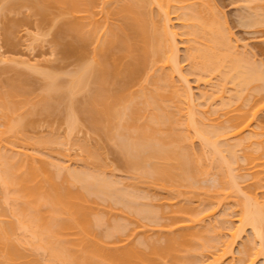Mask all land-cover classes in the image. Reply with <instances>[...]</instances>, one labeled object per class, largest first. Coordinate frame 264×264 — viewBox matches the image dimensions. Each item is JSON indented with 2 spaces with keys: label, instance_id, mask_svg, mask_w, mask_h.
<instances>
[{
  "label": "bare ground",
  "instance_id": "bare-ground-1",
  "mask_svg": "<svg viewBox=\"0 0 264 264\" xmlns=\"http://www.w3.org/2000/svg\"><path fill=\"white\" fill-rule=\"evenodd\" d=\"M31 1L32 0H6V3L4 4L7 8L4 7L5 5L2 8H6L5 10L7 13V11H10L9 9H11V11L12 9L15 11V8H21V6H31L29 4L30 2L32 5L36 4L35 6H37L38 8L35 7V9H39V12H41V14H49L52 7H54V9H56L55 7H58L61 10V16H63V14H69L73 16L71 20H68L71 18V16L68 19H62L64 21V25L62 23L63 26L61 25L62 28L60 29L63 35L65 34L66 37L70 35L69 37H71V39L73 38L71 40L72 42L66 41L67 43L65 44L62 40H65L66 38L64 36L65 39H63L62 35L59 34L60 32L58 33L60 36L57 35V39L55 40V42L58 41L59 45H56L61 48L64 44L66 45L65 49L62 48L64 50H62L63 54L65 53L66 56H64L65 58L63 59L67 60L70 58H77L76 63H79L75 71L73 70V72H69L71 78H69L70 80L68 83H66V85L59 82L60 80L57 79L58 77L55 70H53L55 74L52 71L50 73L46 71L48 73L47 74L45 72L46 75L44 73L45 78L48 80L46 81V85H44L46 87V89L44 88L46 94L39 99L40 104L37 107V110L35 109L36 107H34L36 103H34L33 105V99H30L31 97L29 92L31 90L28 88L30 90L28 92L27 88H25L26 81L23 76L27 74L23 75L20 73L18 75V77L22 75L19 78L23 79V83L25 84V86L22 82H19V78H16L18 80L17 83L15 82L16 79L14 78L15 80L13 79V82H11V80L9 81L11 83L7 81V87L8 85H10L7 90H4L3 92L4 88H0V116L2 117V120L0 121L3 122L0 123V125L3 126L0 129V145L2 143H6L3 145L6 146L8 144L10 146L9 141L11 143H18L19 141L23 143V138H25L26 136L24 134L21 135L20 133H22V129H25L27 127L26 126L24 128L23 125L28 124L24 123L23 120H27V118L23 117V115H31L34 110H36L35 112H38V108L39 110L41 109V104H43V110L39 112L49 113L50 111L54 110V107H56L54 105L52 107L53 102L51 104L50 100L52 101L53 98H55L54 100H57V98L59 97L58 101L63 104L68 97L69 99L71 98L70 100H72L74 96L72 101L69 102L68 100H66L68 102H66L67 106H65L66 108H68V112H66L68 115L67 122L70 127L69 132H75V130L80 127V123L86 120V124L89 123V127H92L93 132L95 129V132L99 133V131H101L99 134H104L101 137H103L105 140L108 138L112 142L114 141L113 143L117 142L115 141L117 139L121 140L119 141L120 146L118 147H121L120 149L122 151L120 149L118 150H120V152H122V154L124 155H122V158L123 160H125V165L129 168V172L133 170V172H136L137 174H134L133 172L131 173L135 176L138 175L139 177L137 178V176L134 177L133 175L134 179L133 177L131 178L132 183L138 180L142 183L145 182L147 186L148 184L151 185L153 187L152 189L155 190H175L173 191V193L179 192L178 196L180 195V199H182L181 197L183 193L181 192V189L184 188V193L185 191H192V189L194 188V184H197L196 181L199 182L201 180L200 178H203L201 176H205V174L207 173L208 163L209 170L215 169L214 167L209 168V166H213L216 164L215 167H217L218 170H216L214 178L219 174L218 176H220V180L218 181L219 177L218 179H215L217 180V182H220V185L216 182V185L219 186L217 188L219 189H217V195H215L216 189L213 191L214 195L212 196V199L216 196L214 200H217L216 203L218 202V204H221L223 203V200L225 201L227 198L233 199L235 196V202L238 201V204L237 202H232L239 205V207L241 206V214L239 215L241 216L239 217V221L242 224L241 226H251V228L253 229L252 231H254V234L252 235H255V242L257 241V247L255 245L256 248H251L252 245H249V249V246H246V249L244 247L243 253H247L250 250L247 255L249 254V259L252 258L251 264H253L252 261L254 258L252 255L255 256V260L256 257H264V195L263 198L259 199L257 195L258 193H256L257 190H262L264 187V145H262L264 144V139H261V137H264V121L260 120L261 118L259 119V114L264 108V94L260 95L261 92L263 93L264 91V66L261 65L260 61L257 62V60H253L252 57H250L251 55L249 56L247 54H244L245 52L241 53L242 51L240 52V54L236 52L237 48L234 47L235 45H233V42H231L230 40V37L232 36H230V29L226 27L219 9H217V7L215 8L210 0H38V2L36 3L34 2V0L32 2ZM249 2H247V4L244 3V5H248L247 8L249 10L251 9V6L249 5L252 2L253 4L255 2L259 3V6L257 5L259 7H257L259 11H257V9L254 7L255 10L254 8H252L254 12H251V15H248L246 13L248 15L247 19L249 20V22H246L245 25L248 23L247 25H249L250 27L254 26L253 28H256L257 26L264 27V0H249ZM154 8L155 10H157V12H154ZM36 11L38 12V10ZM172 11H174L173 13L177 14L182 22L181 25L183 26V34L185 35L186 42L188 43V48H186L188 49V52L186 53L187 56H185L191 62V64L189 63L190 67L192 65L191 74L193 75V72H196L199 76H197L198 78L196 77L198 80H204L206 78L208 79L209 77L207 76H210L211 74H213L214 76L218 74L219 78L221 77V81H219L221 82L220 84L222 85V89L220 88L221 85L218 84L220 85L219 88L221 89V93H225V83L228 84V82H231L235 86H233L235 88V91H233L235 92V94L233 93L234 95H229L231 94L229 93L228 101H223L224 94L222 95L220 93L219 95L218 91L217 94L213 91V94L211 93L210 95L213 96L215 94V96L219 95L217 97L218 99L222 98L221 101L223 102V106L220 105V107H222V109H224L226 113H224V111L222 110L223 112H221L223 114L221 115H224V117L227 116V119L224 118V120L228 124L226 126L224 125L225 122L224 124L222 123L223 117L220 114L219 115L222 118H217L218 114H216L217 120H214V117L212 116V118H209L210 114L206 111V109L205 111L203 110L205 107L203 109H201L202 107H199V109L203 111L202 114L199 113L201 111L196 109L198 107L195 106L197 102L194 103V99H191L190 97L192 96V92L188 91L189 87H187V78V83L184 84L185 86L183 85L184 81L182 82L180 79V81L182 82V86L184 87L181 88L183 89L182 92L180 90V87L178 88L177 85H175V82V84L173 85V77H175V75L177 76L176 72L181 75L180 77L183 80H185V77L182 75L183 72L181 73V67H178V52H180V49L178 50L179 46H177V44L179 45V43L176 40V37H178L176 35H178V33H176L177 31L172 30V26H169V21H171L169 20V15ZM99 16L102 18H100ZM116 18L120 20V23H118V20ZM113 21L117 22L114 23ZM243 21L245 22V19ZM260 29L264 30L263 28ZM61 43L63 44L61 45ZM90 45H92V47H90ZM90 49H92L91 59L87 56V54L90 53ZM32 63L34 64V62ZM59 71L60 70L57 69V73ZM196 73L194 75H196ZM66 74H68L67 71ZM70 75L68 77H70ZM119 76L122 77H120L121 80ZM25 77L27 79L29 76ZM30 78L32 79V77ZM257 82L261 84H257ZM254 83H256L257 88L255 86L252 88H255L257 91H250L251 93L256 94H254V98L250 97L252 99L251 100L248 97L249 95L247 90H252L249 88ZM234 88L232 90H234ZM55 90H59L60 93H62L63 97H61L60 94H58L59 96L57 95V97L56 94H50V92H56ZM82 91L86 93V96H84L86 97V99H82L83 101L77 100L76 103H73L75 102L74 100L76 97V93L78 94ZM83 92L82 95L84 94ZM245 93L247 97L244 96ZM42 94H44V92ZM205 96L206 94L203 96V99H208L209 95L208 97ZM215 96H213V98ZM227 96H225V98ZM64 98L65 100L63 101L62 99ZM217 98L215 97V99ZM30 100V104L34 107V110L32 108L31 112L30 109H28L29 111L23 109L27 104L28 106H26V108L31 106L29 104ZM209 103L210 101H208V104ZM233 103H238V105L236 106L234 104L235 107L233 106V108L231 109ZM226 107H230V110H228L229 108ZM217 108H215V110ZM22 109L24 111H27L25 112L26 114H23L24 111ZM47 110H49V112ZM28 112H30L31 114ZM181 112L184 113V116H179V113ZM205 112L208 113L209 117H204L203 113ZM18 115L20 117L16 119L15 117H18ZM199 115H201V117L208 118H203L204 121L207 122L202 121L203 119L199 121ZM21 117L23 118V120H21ZM82 117H84V121H82ZM196 117H198V119ZM209 119L217 121L218 123H214L212 121H209V123ZM20 121L23 122V124ZM219 121H221L222 124L219 123ZM254 122H256V124L254 125H259L257 126V128L260 132L254 131L255 128H253L254 130L250 131L255 133L256 135L251 134V137H257V134L262 135H260L261 137L258 135V137H260V140L258 139V144L260 148L262 145L263 152L259 150V147H257L258 149H255L258 150L257 152L261 153L255 152V149H252V151H250L251 153L249 152V150H245L244 153H249H246L244 157V154L241 155V153H239L241 152V150H237H239L238 147H240V149L242 150L246 149V146H243L245 145V143L243 144V140L245 141L246 139H250V136L244 139L245 137H243V132H245V130H249ZM208 124L210 125L209 127H207ZM259 127L261 128V130L259 129ZM12 132L17 134H15V136L17 137H15L16 140L19 138H22V140L19 139L17 140V142H15L16 140L13 137H7L8 139H10L7 140L5 136H7V133H10L9 136H13ZM241 134L243 139L241 137ZM20 135L21 137H19ZM56 135L58 136V134ZM69 135L71 134L69 133ZM72 135L75 137L74 134ZM229 135H234V137L236 136V138L238 136V138H241L242 141L240 139L236 141L237 143L229 145L227 141L223 140L224 136L229 137ZM69 138L72 139L70 142H73L74 139V141L77 140L76 137ZM69 138L67 139L68 141L65 139L63 140V142L65 141L66 143H68ZM13 139L14 141H11ZM42 139L43 138H41L40 141L37 142L38 145H45L44 143H46L47 139L43 140L45 141L43 144ZM51 139L53 141L55 139L53 144L59 142L60 140V138L58 140V138L56 139V137L54 136ZM108 139L106 140L107 142ZM197 139H199L198 141H202H200L202 145L199 144L201 148L203 147V149L200 150L202 154L197 150L198 154L200 153L201 155H196L197 152L195 149H193L195 146L193 143H195L194 141H196ZM24 142H26L27 144L28 140L26 139V141L24 140ZM39 142L41 144H39ZM48 142L50 141H47V143ZM51 142L46 144L45 147L51 145ZM77 142L76 144L78 145L79 142ZM83 142L79 144L82 145ZM73 143L75 144V142ZM12 144L11 147H14L15 144ZM85 144L89 148L90 145H88L87 143ZM84 145H82L83 148L86 147V145ZM5 146L0 148V182L2 181L1 184H3V187L0 188V192L5 189L3 193L6 194L3 196H5L6 199L2 197L3 193L0 195V197H2V199L4 198L3 203L5 202V200H9L10 202H5L8 206L5 207V209L4 206L6 205H4L3 203L1 204L2 200H0V204L3 205L2 207L0 206V208H2V211L0 209V264H44L43 260L45 257L48 258V263L45 264H188V261H192L189 264L204 263H198L197 261L193 262L195 260H191L189 256L193 255L195 257H198L196 254H194V252L197 253V250H199L198 247H200V250H204L207 245L202 247L201 244L204 241H207L206 244L208 243L210 245V242L212 241H209L211 239L210 237H206L209 240L203 239L204 241L201 242V234L193 228H195V224H197V222L203 218L202 215L204 213H207L210 209L212 212V208L214 209L215 207L213 205H218L215 202H213V204L210 203L211 201H209L211 206L209 204L207 206L208 208H205L204 211H200L198 209L197 211H195V209L198 207L196 206V208L194 209V205L192 206L191 204V197V203H187V201H189L187 200L186 203L184 202V204L183 200L180 201L177 195L172 196V191H167L171 194H169L170 196L168 195L167 197L172 198H169L168 200L167 197H164L167 198L166 202L172 203L175 200V204L172 203L170 209L172 211H170V213H163L167 215L170 221H167L168 223L163 222L164 224H159L158 220L160 221V219H158V216L162 215V211L159 213L161 215L157 216L158 213L154 209L145 210V208H139V205H141L142 203H146L143 201L141 203V200H139L140 198L138 200L141 204H138V206L136 204L138 201L136 196L140 194L138 192H135V189H137V185H139L138 181L137 185H135L136 183L134 184L136 186V188H134L135 191H132L133 189H131V187L133 186L130 184V191H132L133 194L135 192V195H129L132 194V192L129 191V188L128 190H125L121 187L122 189H124V192H130L129 194H126V192L123 193L121 188H118L120 186L117 187L118 190H115L116 182L113 181L114 185H109V182H112L113 179L110 180L108 179V177L106 178L105 175L99 177V174L96 173L97 178L95 179L96 175L94 173L95 176H93L96 181L93 182V176L91 175L93 174V172L84 174L90 171L89 167L88 170L86 168L87 172L83 171L84 173H80L78 171V173H73L74 171H71V173L73 174L68 172L69 174H71L69 178H67L66 176V179H64V177L63 180H59V174L63 173L61 171L63 169L61 165H65V163L63 164L62 162H59L60 164H62H55L57 167V171H59V174L57 173V177V174H55L54 171H51L53 169L52 166L54 165V162H49V164H53L50 165V168H52L50 170V168L48 167V163H46V161L48 160H45L43 158L45 153L43 154V157H41V154V156L38 157L39 159L37 161L35 156L39 155L35 154L34 156L32 153H29L28 155V152L23 149L27 155H20L19 153L23 151L20 150L21 152H14L15 156H12L13 153H11V150L9 149H14L9 148L8 146L6 147V149ZM241 146L244 147V149ZM43 147L44 146H42L41 148ZM4 148L6 149V152H8L7 155L3 154L5 151ZM50 148L49 150H51ZM88 148L86 147L84 148V150L86 149L87 151L89 150ZM204 148L208 149L209 151H207L206 149L204 150ZM2 149L4 151H2ZM93 150L94 149H92V151H88H91L90 154L86 152L87 156L91 155L92 157L93 155L97 154L96 150H94L95 152ZM43 151L44 149L41 152ZM92 152L94 154H92ZM15 153H17L18 156ZM31 154L34 157L31 156ZM239 154L241 155V157H244L243 159L246 162L243 160V162L239 160L242 158L238 159V157H240ZM47 155L49 154L47 153ZM100 156L101 155H99L98 152L97 159ZM208 156L209 159L210 157L213 158L212 160L210 159L211 161H213L211 162V165L208 161L209 159H207ZM86 157L84 156V158ZM41 158L44 160H42ZM51 158L53 157L51 156ZM92 160L91 162H93ZM205 160L207 161V164ZM238 160L240 161L239 163ZM94 161H96V164L98 163L97 160ZM244 162L245 164H247V166H241V169H243L247 174V176L246 174L244 176L246 177L245 179L247 180L251 176L252 177L251 181L249 180L250 184L248 182L246 183V185L249 184L248 189L246 187V190H244L245 188L242 187L245 191L243 193V190H241L242 188H240V185L243 182L239 184V181L243 180L244 177L239 180L238 174L240 175L241 172L238 173L239 170L237 171V169L235 170V168L238 167L236 163H238L240 166ZM93 167L94 166H92L91 168ZM96 167L98 168V166H95V168L91 170L95 171ZM99 167L101 168L103 167V165ZM243 167H246V170ZM99 171L100 170H98V172ZM102 171L103 170H101V172ZM212 171L209 172V174L212 173ZM234 171H237V173ZM75 172H77V169ZM214 172L215 171H213V173ZM234 173H236V175ZM100 175L103 174L100 173ZM235 176L238 177V183L235 181ZM104 179H106V181ZM99 180H101V182ZM211 180V182H213L212 177ZM109 186L112 187L111 190L113 189L114 193L116 191V195L118 198L117 200L121 202L118 203L123 204V206L131 212V214L125 212V210L127 209L124 210V208H120L121 210L115 209L116 211L120 210L119 212H117L118 214H120L122 210V213H126V215L128 214L129 217H131L130 215H132L133 213H138V216H140L141 214V218L143 214L144 219L147 218L150 220H148L149 223H152L154 221L152 225H156V223H158L156 227H158L159 225V229L157 228V230H159L160 232H157V235L159 237L155 235V238H158L157 240H154V238L153 240L152 238L147 239L148 237L152 236V234L154 235L156 233L153 232L151 235L148 234V237L146 235L147 238H145V236L143 235L146 241L143 242V238H140L138 239L139 241H137V243L134 242L136 241L134 237H136L137 235L133 236V240V238H131L133 235L132 232H127L128 234L125 233L130 225L128 224L129 226L127 227V222L122 224L126 219L127 221H129V218L125 219L124 216L123 222L119 224V222H117L118 219L116 218L117 225L108 228H113L112 231H106V233L100 232L99 228H102L101 226H103L104 228V223H106V220H104L102 216H98L99 214H97L96 210L97 208H99L97 207V205L99 204H97V201L95 199V201L91 199V195H94V193H96L97 196H99L100 194L103 195V197L105 196V198H112L111 194L113 195L114 193L112 192L113 190H109ZM149 187L150 186H148V188ZM187 188H189L190 190H186ZM141 189L142 191H144L143 187ZM147 190L145 189V191ZM117 192L122 195H120L119 197ZM147 192L149 193L150 190H148ZM164 192L166 193L165 190ZM164 192H160V195ZM188 192H186L187 195ZM238 192H242V197L240 194H238L239 196L237 195ZM186 193L184 194L185 196ZM196 193L197 192L195 191L194 193H189V196H191L190 194H193V197H195ZM155 194L157 195V193ZM167 194L164 195L166 196ZM141 195L146 198L145 194L141 193ZM150 195L154 197L151 192ZM185 196L183 197V199L185 198L184 201L189 197ZM115 197L116 196H113V198L110 199V201L112 200L111 203H114L116 201ZM122 197L125 198V200ZM158 197L160 196L158 195ZM98 198L103 199L102 197ZM209 198H211V196H209ZM177 199H179L178 201L182 202V204L184 205L176 203L178 202ZM160 201L166 204L165 200ZM161 202L159 203L162 205ZM10 203H12V212H10L11 209L10 211L8 209L9 206L11 207V205H8ZM116 203L117 202H115V204ZM108 204L111 208L107 206ZM169 204L170 203H168V205L166 206L169 207ZM186 204L191 206H188ZM95 205L97 208L95 207ZM102 205H105V203H101V205L99 206ZM107 205L106 208L108 207L109 210L119 208L116 205V207L110 206V203H107ZM175 205L177 208L173 207ZM152 207L153 206H151V208ZM106 208H104L103 206V208L100 209H104L106 211ZM6 210L8 211V213L16 215V217H14L16 221L15 219L14 221L13 219H11L13 216L9 215ZM115 210L114 212L116 213ZM110 212L106 213H109V217L111 216ZM199 212L203 213L200 214ZM134 214L132 216H134ZM103 215L106 217L105 214ZM6 216H8V218ZM2 217H5L4 219L6 220L9 219V221H6L4 219L1 220ZM165 217V215H162V217L160 218L165 219ZM112 218L113 217L109 219L112 220ZM119 219L121 220L120 216ZM139 220H136V226L134 224L136 221L134 220L133 225L135 227H137ZM108 222L113 224V222L111 221ZM142 225H144V223ZM240 228L245 229L242 227H238V229H236L239 232L237 230L234 233L230 232L233 240H235L236 237H238V234H240ZM133 229L131 228L130 231H133V233L135 234V231L138 229ZM103 230L105 231V229ZM19 231L22 233H20ZM18 232L20 234H18ZM140 234H142V232H140ZM140 234H138V236ZM198 240L201 244H197L199 242ZM233 240L229 241L228 243L224 242L225 248L229 247V249H223V253L226 254L230 252V245L233 243ZM22 243L24 244V246L25 244L26 246L28 244V247L31 244L32 246L34 245L33 249H35L36 252L37 250L41 251V249H43L45 250L43 251L44 255L48 253L46 254L48 256H44L42 261H40L41 259L39 255L36 254L35 256V252L32 251L33 249H31L32 247L30 246V250L27 249L28 251H26V246L25 248H21V246L23 245ZM20 244L22 245L20 246ZM211 246H213V244ZM247 248L249 250H247ZM26 253L30 255H27ZM195 259L198 260V258ZM201 261L199 260V262ZM216 261H218V259H216Z\"/></svg>",
  "mask_w": 264,
  "mask_h": 264
},
{
  "label": "rangeland",
  "instance_id": "rangeland-1",
  "mask_svg": "<svg viewBox=\"0 0 264 264\" xmlns=\"http://www.w3.org/2000/svg\"><path fill=\"white\" fill-rule=\"evenodd\" d=\"M33 1V0H32ZM31 1V2H32ZM34 2L36 3V2H38V0H34ZM33 2V3H34ZM210 2L212 3V5L216 8L217 7V9H219V11H220V13L222 14L221 15V17H222V19H224V23H225V25H226V27H228L229 29H230V32H231V34H230V32H229V34H230V40H231V42H233L232 44L233 45H235L234 47L235 48H237V53L238 54H240V52L241 53H243V52H245L244 54H247V55H251L250 57H252V59L254 60H257V62L258 61H260L261 62V65H263L264 66V30H262V29H260V28H263L264 29V27L263 26H257L256 28H253L252 26L250 27L249 25H245V23L246 22H249V20L247 19V16L248 15H251V12H254L253 11V9L252 8H256L257 9V7L259 6V3H255L254 2V4H253V2L249 5V6H251L250 8V10L247 8L248 7V5H246L247 4V2H249V0L247 1H245V0H210ZM4 3H6V0L4 1V0H0V83L2 82L3 83V86H2V83L0 84V88L1 89H3V92H4V90H7V88L8 87H10V85H8V87H7V84H8V82L11 80V82H13V79L15 78H19L20 76H22V75H20L19 77H18V75L21 73V74H27V75H25V76H29L27 79H26V77L25 76H23L24 77V79H25V83H26V87L25 88H27V90H28V92L30 93V99L32 100V104L34 105V103H36V105H34V107H36L35 109L37 110V107L39 106V99L40 98H42L45 94H46V92H45V90H44V88L46 89V87L44 86V85H46V81H48L46 78H45V76H44V73L47 71L48 73H50L51 71L52 72H54L53 70H55L56 71V74H57V79H59L60 81V83H62V84H64V85H66V83H68L69 82V78H71V75L69 74V72H73V70L75 71L76 70V68H77V65H78V63H76L77 61H76V59L77 58H70V59H67V60H65V59H63V58H65L66 56H65V53L63 54V49L62 48H66V43L67 42H70L72 39H71V37H69L70 35L69 34H67V35H69L68 37H66L65 36V34L63 35V33H61V28H62V26L64 25V19H68V18H70V16L71 15H66V14H63V16H61V10L58 8V7H55L56 9H54V7H52V9H50V13L49 14H47V13H45V14H41V12H39V9H35V7H37V6H35V5H32L30 2H29V4L31 5V6H28L26 3V5L27 6H21V8H15V11L12 9V11H11V9H9L10 11H7V13H6V5L4 4ZM244 3H246L245 5H244ZM250 3V2H249ZM25 4H23V5H25ZM38 4V3H37ZM253 4V5H252ZM255 4H256V6H255ZM5 5V6H4ZM258 5V6H257ZM6 7V8H2V7ZM38 8V7H37ZM255 8H254V10H255ZM259 8V7H258ZM158 9V8H157ZM4 10V11H3ZM36 10H38V12L36 11ZM60 10V11H59ZM49 11V10H48ZM257 11H259V9H257ZM154 12H157V10H155V8H154ZM174 11H172L171 13H170V19L169 20H171V21H169L170 22V24H169V26H172L173 28H172V30H174V31H177L176 33H178V35H176V36H178V37H176V40H177V42L179 43V45L177 44V46H179L178 47V50L180 49V52H178V56L180 57H178V59L180 60H178V62L180 63H178V67L181 69V73H182V75L185 77V80H183L180 76L181 75H179V73L178 72H176V74H177V76L175 75V77H173V85L175 84V85H177V87L179 88L180 87V90H181V92H182V90L183 89H181V88H184L183 86H182V82L184 81V83H183V85L184 84H186L187 83V80H188V86L187 87H189V90L188 91H191L192 92V96H193V98H192V96H190L191 97V99H194V103H196V107H198V108H196L195 106V108L196 109H198V110H200L201 111V109H203L204 107V111H205V109H206V111L210 114V117H209V115H208V113H203V115H204V117H209V118H212V117H214V120L216 119V114H218V116H217V118H219V117H223V124H224V122H225V126L226 125H228L227 124V122L224 120V118L225 119H227L226 117H224V115H221V114H223L222 112L224 111V109H222V107H220V105L221 106H223L222 105V101H221V99H218L217 97L220 95V91H221V87H222V85L220 84L221 82V77L219 78V75L218 74H216V76H214L213 74H211L210 76H207V77H209L208 79L206 78V77H203V78H206L207 79V81H206V79H204V80H198L197 78L199 77L198 75H197V73H196V75H194L195 73L193 72V75L191 74V69H192V65H191V67H190V65H189V63L191 64V62L189 61V59L188 58H186V56H187V52H188V49H186V48H188V43L186 42V37H185V35L183 34V26L181 25V19L177 16V14L176 13H173ZM248 12H250V13H248ZM4 13H6V14H4ZM37 13H38V15H37ZM248 15H247V14ZM36 14V15H35ZM155 14H157V13H155ZM6 15V16H5ZM99 15V14H98ZM97 15V16H98ZM101 15V14H100ZM72 17L73 16H71V18L70 19H68V20H71L72 19ZM100 17V16H99ZM243 17H244V19H245V22L243 21L244 19H243ZM246 17V18H245ZM6 18V19H5ZM98 18V17H97ZM100 18H102V17H100ZM63 19V20H62ZM117 20H118V18H116ZM67 20V21H68ZM102 20V19H101ZM247 20V21H246ZM120 20H118V23H120L119 22ZM114 22V21H113ZM117 22V21H116ZM116 22H114V23H116ZM15 23V24H14ZM62 23H63V25H62ZM227 23V24H226ZM250 24V23H249ZM62 25V26H61ZM228 25V26H227ZM249 26V27H248ZM8 27V28H7ZM15 27V28H14ZM227 28V29H228ZM257 28H259V29H257ZM170 29H171V27H170ZM228 29V30H229ZM8 31V32H7ZM60 32V33H59ZM180 32V33H179ZM61 34L62 35V38L63 39H65V40H62V41H64V45H63V47L61 48V47H59V46H57V45H59L58 44V41H56L55 42V40L57 39V35H59V34ZM45 34V35H44ZM182 34V35H181ZM60 36V35H59ZM64 36H65V38H64ZM72 36V35H71ZM184 37V38H183ZM62 38H60V39H62ZM184 40V41H183ZM11 41V42H10ZM61 41V42H62ZM67 41V42H66ZM10 42V43H9ZM72 42V41H71ZM57 44V45H56ZM63 43H61V45H62ZM60 45V46H61ZM65 46V47H64ZM187 46V47H186ZM237 46V47H236ZM90 47H92V45H90ZM93 49V48H92ZM92 49H90L89 50V52L90 53H86L87 54V56L91 59V57H92ZM239 49V50H238ZM63 50V51H62ZM235 50V49H234ZM186 55V56H185ZM242 55V54H241ZM65 56V57H64ZM71 57V56H70ZM20 59V60H19ZM32 60V61H31ZM29 61V62H28ZM32 62H34V64H36V65H34ZM180 65V66H179ZM30 66V67H29ZM41 67V68H39V67ZM59 67V68H58ZM56 68V69H55ZM57 69L58 70H60L58 73H59V75H61V76H59L58 75V73H57ZM35 70V71H34ZM19 71V72H18ZM42 71V72H41ZM61 71H62V73H61ZM66 71H67V73L68 74H66ZM46 72V73H47ZM46 73H45V75H46ZM47 73V74H48ZM53 74V73H52ZM54 74H55V72H54ZM186 74V75H185ZM188 74V75H187ZM190 74V75H189ZM43 75V76H42ZM70 75V77H68ZM213 75V76H212ZM198 76V77H197ZM204 76H206V75H204ZM30 77H32V79L30 78ZM121 76H119V78H120ZM197 77V78H196ZM122 78V77H121ZM121 78H120V80H121ZM175 78H176V80H175ZM186 78H187V80H186ZM202 78V79H203ZM9 79V80H8ZM14 79V80H15ZM15 80V82L17 83L18 82V80ZM20 79V83L22 82L23 83V79H21V78H19ZM30 79V80H29ZM180 79H181V81H180ZM27 80H28V83H27ZM62 80H63V82H62ZM117 80H119V79H117ZM175 80V81H174ZM220 80V81H219ZM8 81V82H7ZM31 81V82H30ZM45 81V82H44ZM186 81V82H185ZM11 82H9V83H11ZM14 82V83H15ZM65 82V83H64ZM175 82V83H174ZM30 83V84H29ZM19 84V83H18ZM218 84H220V85H218ZM227 83H225L224 85L226 86H224L225 88V93H221L222 95L224 94V96H223V101H228V98H229V95H234L235 94V92H233V91H235V86H234V84H232L231 82H228V84L226 85ZM257 84H261V83H258L257 82ZM21 85V84H20ZM23 85L25 86V84L23 83ZM179 85V86H178ZM232 85V86H231ZM182 86V87H181ZM185 86V85H184ZM218 86V87H217ZM219 86H220V88H219ZM231 86V87H230ZM234 86V87H233ZM256 87V83H254L253 85H251V87L249 88V89H252V90H254V91H252V90H247V92H248V97L250 98V97H253L254 96V94L255 93H251V92H256L257 90L255 89V88H252V87ZM186 87V88H187ZM217 87V88H216ZM30 90H29V89ZM231 88V89H230ZM234 88V90H232ZM257 88V87H256ZM218 89H220V90H218ZM223 89V90H224ZM44 90V91H43ZM2 91V90H1ZM44 92V94H42L43 92ZM54 91V90H53ZM56 92H50V94H56V97H57V95L58 94H60V96L61 97H63L62 96V93H60V91L59 90H55ZM57 91H59V92H57ZM213 91L217 94L218 92H219V95L218 96H215V94L213 95V96H215L217 99H215V97L213 98V96H210L211 95V93L213 94ZM218 91V92H217ZM227 91V92H226ZM251 91V92H250ZM80 92V91H79ZM83 92V91H82ZM82 92L81 93H76V97H75V102H73V103H76L77 102V100H79V101H81L82 99L84 100V99H86V97H84V96H86L85 94V92H83L84 94L82 95ZM246 92V91H245ZM250 92V93H249ZM188 93H190V92H188ZM229 93H231V94H229ZM234 93V94H233ZM206 94V96L205 97H208V95H209V97H208V99L206 98V100L205 99H203V96ZM229 94V95H228ZM252 96H251V95ZM264 94V91H263V93L261 92V94L260 95H263ZM32 95V96H31ZM34 95V96H33ZM42 95V96H41ZM228 95V96H227ZM256 95V94H255ZM28 96H29V94H28ZM27 96V97H28ZM51 96V95H50ZM59 96V95H58ZM78 96V97H77ZM225 96H227L226 98H225ZM244 96L245 97H247L246 96V93L244 94ZM210 97H211V99H210ZM244 97V98H245ZM67 98V97H66ZM73 98H74V96H73ZM73 98H72V100H73ZM220 98V97H219ZM254 98V97H253ZM52 99V98H51ZM55 98H53L52 99V101L50 100V103L52 104V102H53V104H52V107H53V105L54 106H56V107H54V110H52V111H50L49 112V110H51V109H49V110H47L49 113H40L39 111H41V110H43V108H42V105L43 104H41V109L39 110V108H38V112H35L36 110H34V107L30 104L31 103V100L29 101V104L31 105L30 107H27L26 108V106H28V104L25 106V108H23V109H26L27 111H29L28 109H30V112H31V109L33 108V112H35V113H33L32 112V114L30 113V112H28V113H30L31 115H23V117H25V118H27V120L25 119V120H23V118L21 119V120H23L24 121V123L25 124H27V125H23V127L25 128L26 126V130L25 129H22V133H20L21 135L22 134H24L26 137L25 138H23V143H25V144H23L22 142H18V143H11L10 141H9V143H10V146L7 144L6 146L5 145H3V144H6V143H2L1 145H3V146H5V148L8 146L9 148H13L14 150H12V149H9V150H11V153H13L12 154V156H15L14 155V152H17V153H19V152H21L23 149L26 151V152H28L27 154L29 155V153H32L34 156H35V154L36 155H39V156H35L36 157V160L38 161V157H40L41 156V154H42V156L41 157H43V154L45 153L46 154V156H45V154H44V159L45 160H48V161H46V163H48V167L50 168L51 166L50 165H53V164H51V163H53L54 162V165L56 164V165H59L60 163L59 162H62L63 164L65 163V165H61L62 167H63V169L61 170L63 173H60L59 174V171H57V167H56V165H55V167H54V165L52 166V168H50V170L53 172L54 171V173L55 174H59V177H58V174H57V177H58V179L60 180H63V178L64 179H66V176H67V178H69V176L71 175V174H73V173H78V171L81 173H84V172H87L86 171V168H87V170H88V167L90 168L89 170L90 171H88L87 173H84V174H88V173H92L93 172V174H91L92 176L94 175V173H95V175H96V173H98L99 175V177L100 176H104L105 175V177L107 178L108 177V179H110V180H112V182L113 181H115L116 183H115V187H116V189L115 190H118V188H124L125 190H128V188H129V191L131 190V189H133L132 191H135V192H138V193H140L139 195H137V193H136V197H137V200L139 199V200H141V203H142V201L143 202H146L147 203V205H146V203H140V201L138 200L137 201V206H138V204H141L142 206H144V207H142L141 205H139L140 207L139 208H141V209H144L145 208V210L146 209H148V210H152V209H154V210H156L157 211V216L158 215H161V214H159L161 211V213H162V215H165L166 217H165V219L163 218H160V217H162V215L161 216H158V219H160V221L158 220V219H156V220H158V222H159V224H162L163 222L164 223H168L167 221H170V219L167 217V213H170V211H172V210H170L171 209V206H172V203H174L175 204V200L171 203V202H166V199L168 198L167 196L170 194L169 192H167V191H170V190H167V189H152L153 187L151 186V185H149L148 183H150V182H148L147 184H148V186H150L149 188H148V186L145 184V182L144 183H142L141 181V185H140V182H139V185H137V181H134L133 183H132V177H133V175L134 174H137L136 172L134 173L133 172V170L131 171V172H133L134 174H132L131 172H129L128 170H129V168L125 165V160H123V154H122V152H120V148L121 147H118V146H120V142L119 141H121V140H115V141H117V142H115V143H113L111 140H109L108 138V142L103 138V137H101V136H103V135H101V134H99L101 131H99V133L98 132H95V129H94V132H93V129H92V127L90 128L89 127V123L88 124H86V120L84 119V117H82V121H84V122H82V123H80L79 125H80V127H78V129H76L75 130V132L74 131H71V132H69V130H70V127H69V124H68V122H67V109L68 108H66L65 106H67V103L66 102H70V101H72V100H70L69 99V97L66 99V100H68V101H66L65 100V98L64 99H62L63 101L65 100V102L62 104V103H60L59 101H58V99H59V97L57 98V100H54ZM215 99V100H214ZM251 99V98H250ZM42 100V99H41ZM61 100V99H60ZM82 100V101H83ZM207 102H205V101ZM252 100V99H251ZM78 101V102H79ZM208 101H210V103L208 104ZM211 101H212V103H211ZM245 101V100H244ZM203 102V103H202ZM80 103H82V102H80ZM79 103V104H80ZM194 103H193V105H194ZM201 104V105H203V106H201V105H199V104ZM206 103V104H205ZM245 103V102H244ZM58 104V105H57ZM60 104V105H59ZM68 104H70V103H68ZM72 104V103H71ZM205 104V105H204ZM207 104H208V106H207ZM211 104V105H210ZM234 104L237 106L238 105V103L236 104V103H233L232 104V107H231V109L233 108V106H234ZM197 105H199V106H197ZM62 106V107H61ZM64 106V107H63ZM69 106V105H68ZM212 106V107H211ZM214 106H215V108H217L218 106V108L215 110V108H214ZM59 109H58V108ZM199 107L201 108V109H199ZM208 107H210V108H208ZM230 107H226V108H229L228 110H230ZM235 107V106H234ZM57 108V109H56ZM211 108H212V110H211ZM221 110H220V109ZM225 108V109H226ZM22 109V110H23ZM24 111L23 112V114L25 113V112H27V111ZM186 110V109H185ZM214 110V111H213ZM223 110V111H222ZM67 111V112H66ZM212 111V112H211ZM218 111V112H217ZM222 111V112H221ZM263 111V112H262ZM261 111V113L259 114V119L260 120H262V121H264V108H263V110ZM44 112V111H43ZM184 112V111H183ZM199 112V111H198ZM202 112L203 111H201V112H199V113H201L202 114ZM215 112V113H214ZM220 112V113H219ZM212 113H213V115H212ZM224 113H226L225 111H224ZM1 114V113H0ZM26 114V113H25ZM198 114V113H197ZM205 114H206V116H205ZM221 116H220V115ZM181 115H183L184 116V113H179V116H181ZM198 116V115H197ZM212 116V117H211ZM20 116L18 115V117H15L16 119L17 118H19ZM199 117H200V119H198V117H196L199 121L201 120V119H203L204 117H201V115H199ZM221 117V118H222ZM221 118H219V119H221ZM30 119V120H29ZM84 119V120H83ZM204 119H208V118H204ZM204 119L202 120V121H204ZM218 119V120H219ZM0 120H2V117L0 116ZM4 120V119H3ZM81 120V119H80ZM217 120V119H216ZM221 120V121H222ZM27 121V122H26ZM209 121H212V122H217V121H213V120H211V119H209L208 120V122ZM221 121H219V123H221ZM21 122V121H20ZM204 122H207V121H204ZM0 123H3L2 121H0ZM22 124H23V122H21ZM210 123V122H209ZM214 123H212V124H214ZM218 123V122H217ZM221 123V124H222ZM68 124V125H67ZM211 124V125H212ZM254 124H256V122H254L252 125H251V129L249 128V130H245V132H243V137H245L244 139H246V138H248V136H250L249 138L250 139H246L247 140V142H248V144H247V142H246V140L244 141L243 140V144L245 143V145H243V146H246L245 148L246 149H244V147H242L244 150H242V149H240V147H238L239 148V150H237V151H240L241 150V152H239V153H241V155L242 154H244V157H245V154L246 153H249L250 151H252V149L254 150L255 148L256 149H258L257 147H259V150H261L262 151V149L264 148H262V145H264V144H262L261 145V148H260V146H259V144H258V139L262 136L261 134H257V137H251L253 134L254 135H256L255 133H253V132H251V131H253L254 129L253 128H255V130L254 131H259L258 130V128H257V126H259L258 124L257 125H254ZM216 125V124H215ZM219 125V124H218ZM210 125L208 124V126L207 127H209ZM217 126V125H216ZM1 127H3V126H1L0 125V129H1ZM69 127V128H68ZM213 127V126H212ZM215 128V127H214ZM259 129L261 130V128L259 127ZM25 130V131H24ZM251 130V131H250ZM23 131H24V133H23ZM27 132V133H26ZM72 132H74V133H72ZM260 132V131H259ZM11 133V132H10ZM10 133H7V136H5L6 137V139L7 140H10V139H8L7 137H13L14 139H15V134L16 133H14V132H12V134H13V136H9L10 135ZM69 133L72 135V134H74L75 135V137H76V141H74L73 140V142H75V144H76V142L78 141L79 143H82L83 141V144L82 145H84L85 143H87L88 145H90L89 146V148H88V146L86 145V147L89 149V150H91L92 151V149H94V150H96V152H97V154H95V155H93L92 157H91V155H88L87 156V153H91V151L90 152H88L89 150H87L86 151V149L84 150V148H86V147H82V145H80L78 142V145L76 144H74L73 142H70L72 139H70L69 137H73V138H75L73 135L71 136V135H69ZM56 134H58V136L56 135ZM252 134V135H251ZM17 135V134H16ZM19 135V134H18ZM21 135L19 136V137H21ZM51 136V138L54 136V137H56V139L58 138V140H59V138H60V140H59V142H57V143H55V144H53L54 143V141H55V139H54V141L50 138V136ZM69 135V136H68ZM258 135L260 136V137H258ZM28 136V137H27ZM44 136V137H43ZM49 136V137H48ZM233 136V137H232ZM240 136V135H239ZM264 136V135H263ZM23 137V136H22ZM30 137V138H29ZM48 137V138H47ZM63 137V138H62ZM241 137H242V134H241ZM243 137H242V139H243ZM17 138V137H16ZM41 138H43L42 139V141L43 140H46V143H44L45 141H43L42 142V144L44 143L45 145L46 144H48V143H50L51 141H53V142H51V145H49V146H46L45 147V145H42V146H44L43 148H41L42 146L41 145H38V141H40V139ZM45 138V139H44ZM69 138V142L68 143H66L65 141L63 142V140H67ZM105 138H106V136H105ZM222 138V137H221ZM264 139V137H261V139ZM14 139L13 140H11V141H14ZM20 139V138H19ZM19 139H17V140H19ZM26 139L28 140V142H27V144H26V142H24V140L26 141ZM30 139V140H29ZM32 139V140H31ZM39 139V140H38ZM241 139V138H240ZM239 138H238V136H237V138H236V136L234 137V135H229V137H225L224 136V141H227L228 143H229V145L231 144V145H233V144H235V143H237L236 141L237 140H240ZM242 139H241V141H242ZM262 139V140H263ZM16 140V139H15ZM17 140L15 141V142H17ZM20 140H22V138L20 139ZM199 139H197L196 141H194L195 143H193L195 146H194V148L193 149H195L196 150V152H197V150H198V152L200 151V150H202L203 149V147L201 148L200 147V145H202L201 143H200V141H198ZM222 140V139H221ZM260 140V139H259ZM36 141V142H35ZM47 141H50V142H48L47 143ZM62 141V142H61ZM68 141V140H67ZM81 141V142H80ZM111 141V142H110ZM264 141V140H263ZM3 142H8V141H3ZM202 142V141H201ZM226 142V143H227ZM239 142V141H238ZM256 142V143H255ZM31 143V144H30ZM34 143V144H33ZM36 143V144H35ZM59 143H61V144H59ZM64 143V144H63ZM117 143H119V144H117ZM224 143V142H223ZM261 143V142H260ZM263 143V142H262ZM11 144L12 145H14L15 144V146L13 147H11ZM39 144H41L40 142H39ZM53 144V145H52ZM200 144V145H199ZM0 145V146H1ZM27 145V146H26ZM63 145V146H62ZM67 145H69V146H67ZM71 145V146H70ZM73 145V146H72ZM84 145V146H85ZM249 145V146H248ZM251 145V146H250ZM3 146H1V147H3ZM20 146V147H19ZM36 146H37V148H36ZM52 146V147H51ZM67 146V147H66ZM76 146V147H75ZM79 146V147H78ZM117 146V147H116ZM0 147V148H1ZM16 147V148H15ZM34 147V148H33ZM40 147V148H39ZM48 147V148H47ZM51 147V148H50ZM80 147H82V148H80ZM247 147H249V148H247ZM4 148V150L2 149V151H4V155H7V153L8 152H6V149ZM18 148V149H17ZM39 148V149H38ZM49 148L51 149V150H49ZM92 148V149H91ZM98 148V149H97ZM201 148V149H200ZM237 148V149H238ZM38 150V153H37V150ZM44 149V151L43 152H41L42 150ZM46 149H48V150H46ZM118 149H120V150H118ZM206 148H204V150H205ZM254 150L255 152H257L258 150ZM18 150V151H17ZM21 150V151H20ZM24 150L21 152V153H19L20 155H27L26 154V152H24ZM46 150V151H45ZM53 150V151H52ZM93 150V151H94ZM207 151H209L208 149H206ZM245 150L247 151V150H249V152H246V153H244L245 152ZM41 153H40V152ZM122 151V150H121ZM206 151V152H207ZM5 152H6V154H5ZM24 152V153H23ZM87 152V153H86ZM95 152V151H94ZM98 152H99V155H101L98 159H97V155H98ZM193 152H195V151H193ZM198 152L196 153V155H199L198 154ZM201 152V151H200ZM263 152V151H262ZM17 153H15V154H17ZM47 153L49 154V155H47ZM251 153V152H250ZM257 153H261V152H257ZM9 154H10V151H9ZM31 154V156H33ZM92 154H94L93 152H92ZM201 154H202V152H201ZM200 154V155H201ZM237 154H238V152H237ZM53 157V158H51V156ZM123 155V156H122ZM240 155V154H239ZM241 155H240V157H238V159L239 158H242V159H239L240 161H245L243 158L244 157H241ZM11 156V155H10ZM17 156H18V154H17ZM33 156V157H34ZM84 156L86 157H88V159H87V157L86 158H84ZM90 156V157H89ZM211 156V155H210ZM46 157V158H45ZM93 157H94V159H93ZM48 158H50V159H48ZM42 159V158H41ZM44 159H42V160H44ZM52 159H55V160H52ZM93 159V160H92ZM101 159V160H100ZM125 159V158H124ZM207 159H209V156H208V158ZM210 159L212 160L213 158H211L210 157ZM208 160L209 162H210V165H211V162H213V161H211V160ZM50 160V161H49ZM57 160V161H56ZM86 160H88V161H86ZM90 160V161H89ZM91 160L93 161V162H91ZM94 160H97L98 161V163L96 164V161H94ZM238 160V163L240 162ZM53 161V162H52ZM86 161V162H85ZM103 161V162H102ZM206 161V160H205ZM242 161V162H243ZM49 162H51L50 164H49ZM95 162V163H94ZM101 162H102V164H101ZM246 162V161H245ZM245 162L244 163H240L241 165L239 166V164L238 163H236V165H238V167L237 168H235V170L237 169V171H238V173H240V175L238 174V176H239V180H241L244 176H245V174H246V172L243 170V169H241L242 167L241 166H247V164H245ZM88 163H90V164H88ZM92 163V164H91ZM215 163V162H214ZM96 164V165H95ZM98 164H100V165H98ZM204 164H205V162H204ZM206 164H207V161H206ZM206 164H205V166H206ZM103 165V167H104V169H103V167H99V166H102ZM208 165H209V163H208ZM208 165H207V173L209 174V172H211L212 170L213 171H215L214 173H213V171H212V173H210L209 175L206 173L205 174V176H201V177H203V178H200L201 180L198 182V181H196V183L197 184H194V190L192 189V191L189 189V188H187L186 190H190V192H188V191H185V193L186 192H188V195H187V193H186V196L188 197L189 196V193H194V191L195 192H197L196 194H195V197H193L194 195L193 194H190L191 196H189L188 198H186V200L184 201V199H183V197L185 196L184 194V192H183V189H181L182 191V199H180V195L178 196V194H179V192L178 193H173V191H175V190H171L172 191V196H175V195H177L178 197H179V199H180V201H182L183 200V203L185 202L186 203V201L187 200H189V201H187V203L189 202V203H191L190 202V197H191V201H192V206L194 205V209L196 208V206L198 207V208H196L195 209V211H197V209L198 210H200V211H204V209L206 208H208L207 206L210 204V203H213V202H215L216 203V201L217 200H214L215 198H216V196H215V198L213 197V199H212V196L214 195V193H213V191L215 190V195H217V189H219V188H217V187H219L218 185H216L217 183H219V185H220V182H217V180L215 179V178H217L218 179V177H219V179H218V181L220 180V176H218L217 175V177H215L214 178V176H215V174H216V170H218L217 169V167H215L216 166V164L215 165H211V166H209V168H215V169H208ZM1 166V165H0ZM67 166V167H66ZM92 166H94L93 168H95V166H98V168L96 167V170L95 171H93V170H91V169H93V168H91ZM126 166V167H125ZM234 167H236V166H234ZM240 167V168H239ZM1 168V167H0ZM68 168H70V169H72V170H70V169H68ZM83 168V169H82ZM239 168V169H238ZM245 170H246V167H243ZM56 169V170H55ZM76 169H77V172H75L76 171ZM79 169H81V170H79ZM85 169V170H84ZM68 170H70V171H68ZM98 170H100L99 172H98ZM101 170H103L102 172H101ZM56 171V172H55ZM71 171L73 172V173H71ZM84 171V172H83ZM97 171V172H96ZM237 171H234V172H236L237 173ZM0 172H1V169H0ZM68 172H70L71 174H69ZM249 172V171H248ZM247 172V173H248ZM67 173H68V175H67ZM100 173L101 174H103V175H100ZM131 173V174H130ZM218 173H220V172H218ZM236 173H234L235 175H236ZM63 176H62V175ZM212 174V175H211ZM243 174V175H242ZM249 174V173H248ZM61 175V176H60ZM94 175V176H95ZM130 175V176H129ZM132 175V176H131ZM94 176L92 177L93 179L92 180H94L93 182H95L96 180V178H97V175H96V177H95V179H94ZM137 176V178H139L138 177V175H136ZM135 175H134V177H136ZM246 176H247V174H246ZM99 177H98V179H99ZM134 177H133V179H134ZM211 177H212V179H213V182H211L212 180H211ZM252 177V176H251ZM251 177L249 178V177H247V178H249V179H245L246 177H244L243 178V180H241V181H239L240 183L239 184H241L242 182V184H244V185H240V188H242V187H244V188H242L241 190H246V187H247V189H248V187H249V180L251 181ZM104 178V177H103ZM130 178V179H129ZM209 178V179H208ZM101 179V178H100ZM128 179V180H127ZM1 180V179H0ZM105 181H106V179H104ZM117 180H118V182H117ZM135 180H136V178H135ZM237 180H238V177L237 176H235V181L237 182ZM244 180H245V182H244ZM100 182H101V180H99ZM99 181H98V183H99ZM102 181H103V179H102ZM122 183H121V182ZM252 181H253V179H252ZM112 182H109V185H114V182H113V184H112ZM215 182V183H214ZM217 182V183H216ZM249 183V184H247L246 185V183ZM2 183V181L0 182V184ZM97 183V182H96ZM97 183V184H98ZM136 183V184H135ZM238 183V182H237ZM130 184L133 186V187H131L130 186ZM137 185V189L139 188V187H143V189H144V191H145V189L147 190H150V192H151V194L154 196V197H152L151 195H150V192L148 193L147 191H145V193H144V191H142V189L141 188H139L138 189V191H137V189H135L134 190V188H136V186L135 185ZM145 184V185H144ZM201 184V185H200ZM238 184V185H239ZM2 185V186H1ZM0 185V188H2L3 187V184H1ZM144 185V186H143ZM197 185V186H196ZM209 185H210V187H209ZM212 185V186H211ZM215 185H216V187H215ZM118 186H120V187H118ZM135 186V187H134ZM200 188H199V187ZM214 186V187H213ZM110 187V186H109ZM118 187V188H117ZM130 187H131V189H130ZM145 187V188H144ZM186 187V186H185ZM204 187V188H203ZM111 188L112 187H110V189L109 190H111ZM113 188H114V186H113ZM121 188V190H122V192L123 193H125L123 190L124 189H122ZM152 190H151V189ZM198 188V189H197ZM201 188H203V189H201ZM208 188V189H207ZM141 189V190H140ZM196 189H197V191H196ZM1 190V189H0ZM5 190V189H4ZM4 190H2V192H0V195L3 193V191ZM113 190V189H112ZM111 190V191H112ZM154 190H155V193H157V195L154 193ZM164 190L166 191V193L164 192ZM242 191L243 193L245 192V191ZM263 190V191H262ZM262 190H257L256 191V193H258L257 195H258V198L260 199V198H263V195H264V187H263V189ZM120 191V190H119ZM132 191H130V192H132ZM142 191V192H141ZM159 191V192H158ZM162 191L164 192L163 194H161L160 195V192L162 193ZM170 191V192H171ZM202 191V192H201ZM260 191V192H259ZM113 193H114V190L112 191ZM112 192H110V193H112ZM122 192H120V193H122ZM129 192V193H130ZM135 192H134V194H133V192H132V194H129V193H127L126 192V194H129V195H135ZM153 192V193H152ZM177 192V191H176ZM208 192V193H207ZM242 192H238L237 193V195L238 194H242ZM118 193V192H117ZM141 193H143V194H145V196H146V198H144V196H142L141 195ZM159 193V194H158ZM168 193V194H167ZM6 194V193H5ZM4 193L2 194V197H4L5 198V196H3V195H5ZM164 194H167L166 196L164 195ZM93 195V194H92ZM92 195H91V199H95L96 201H97V204H99V205H101V203L102 204H104L105 203V205H102V206H99V205H97V207H99V208H97L96 207V205H95V207L97 208V214H99L98 216H102V218H104V220H106L105 222L106 223H104V228H103V226H101L102 228H99V230H100V232H104V233H106V231L108 232V231H112V229L113 228H111V229H108V228H110V227H114V226H116L117 225V222H119V224L121 223V222H123L124 221V217H125V219L126 218H129L128 220L129 221H127V219L122 223V224H124V223H126V226L128 227L129 225V229L127 228V231L125 232V233H127V232H132V237L131 238H133V236H136V237H134L135 239H136V241H134V242H136L137 243V241H139L138 239H142L143 238V242L144 241H146V239H144V236H145V238H147L148 237V234H152L153 232L155 233L154 235L152 234V236H150V237H148L147 239H149V238H152V240H153V238H154V240H157L158 238H155V235H157L158 233L157 232H160L159 230H157V228L159 227V225H158V227H156V225L158 224V223H156V225H152V223H154V221L152 222V223H149V219H147V218H145L144 219V216H143V214H142V217L140 218V216H141V214H140V216H138L136 213L134 214V216L135 215H137V216H132V215H130L131 217H129V215L127 214L126 215V213H122L123 212V210L120 212V214H118L117 212H119L122 208H124V210L125 209H127V208H125L124 206H123V204H119V203H121L119 200H117L118 198H117V195H116V191H115V193L112 195L111 194V196H112V198H113V196H116L115 198H116V201L115 202H119L118 203V206H117V203L115 204V202L114 203H111L112 202V200L110 201V199H112V198H110V197H106L105 198V196L103 197V195H100L99 194V196H97V194L96 193H94V195H93V197H92ZM95 195H96V197H95ZM120 195H122V194H119L118 193V196L120 197ZM148 195V196H147ZM158 195L160 196V197H158ZM171 195V194H170ZM169 195V196H170ZM184 195V196H183ZM202 195H204V196H202ZM207 195V196H206ZM236 195V196H237ZM243 195V194H242ZM242 195H241V197H242ZM140 196H142V197H140ZM161 196H163V197H161ZM185 196V197H186ZM209 196H211V198H209ZM239 196V195H238ZM2 197H0V200H2L1 201V204L3 203V200H4V198L2 199ZM98 197H102L103 199H99ZM164 197H167V198H164ZM210 199H208V198ZM97 198V199H96ZM123 198V197H122ZM149 198H152V199H149ZM159 198V199H158ZM164 198V199H163ZM170 198V197H169ZM169 198H168V200H169ZM172 198V197H171ZM170 198V199H171ZM174 198V197H173ZM177 198V197H176ZM175 198V199H176ZM237 198V197H236ZM6 199V198H5ZM104 199H106V200H104ZM124 200H125V198H123ZM144 199H146V200H148V201H146V200H144ZM158 199V200H157ZM179 199H177V201L179 200ZM230 199H232V198H227L225 201L223 200V203H219L218 204V202L216 203V204H218V205H213V206H215L214 207V209L212 208V212H211V209L207 212V213H204L202 216H203V218L200 220V221H198L197 222V224L199 225H197V224H195V228H193V229H196L200 234H201V236H202V238H201V242L202 241H204L205 239L206 240H209V239H207L206 237H210L211 239L209 240V241H212V242H210L211 244L209 245L208 243L206 244V242L207 241H204L203 243H204V245H203V243L201 244L200 243V241L197 243V244H201L202 245V247L203 246H206L207 245V247L202 251V250H200V247H198L199 248V250H197V253L196 252H194V254H196L198 257H195V256H193L192 254V256H189L190 257V259L191 260H195V261H193V262H198V263H202V262H204L205 264H251V259H249L250 257H249V254L247 255V253H249V249H250V246H251V248L253 247H255V245L257 244L256 242H255V235H252V234H254V231H252L253 229L251 228V226H246V227H244V226H241L242 224H241V222L239 221L240 220V218L239 217H241V216H239L241 213V206L239 207V205H237L238 204V201H236L237 202V204H235L236 202H235V196H234V200L232 199V200H229ZM264 199V198H263ZM94 200V201H95ZM114 200V199H113ZM154 200V201H153ZM160 200H165V202H166V204L165 203H162ZM167 200V201H168ZM262 200V199H261ZM7 200H5V202H6ZM9 201V200H8ZM8 201H7V203H8ZM209 201H211L210 203H209ZM232 201H234V202H232ZM3 203L4 205H6V203ZM10 202V201H9ZM99 202V203H98ZM101 202V203H100ZM154 202V203H153ZM159 202H161L162 203V205L159 203ZM164 202V201H163ZM195 202V203H194ZM107 203H110V206H114V207H119V208H114L113 210H109L108 209V207H109V204L107 205ZM159 203V204H158ZM168 203H170L169 204V207L168 206H166V205H168ZM176 203H180V204H182V202H176ZM184 203V204H185ZM0 204V206L2 207L3 205H1ZM12 203H10V204H8V205H11ZM112 204H114V205H112ZM144 204V205H143ZM173 204V205H174ZM184 204H182V205H184ZM106 205L108 206L107 208H106ZM116 205V206H115ZM150 205V206H149ZM160 205V206H159ZM177 205H179V204H177ZM186 205H188V204H186ZM103 206H104V208H106L107 210V212H112V214H111V212H110V217H109V213L108 214H106L107 212L104 210V209H100V208H103ZM123 206V207H122ZM151 206H153L152 208H151ZM164 206V207H163ZM188 206H191V205H188ZM210 206H211V204H210ZM5 207H8L7 205L6 206H4V208ZM146 207H148V208H146ZM155 207V208H154ZM160 207V208H159ZM162 207V208H161ZM173 207H176V205L175 206H173ZM95 208V209H96ZM109 208H111V207H109ZM113 208V207H112ZM121 208V209H120ZM159 208V209H158ZM166 208V209H165ZM177 208V207H176ZM175 208V209H176ZM1 209V211H2V208H0ZM6 209V208H5ZM9 211H10V209H11V211L10 212H12V205H11V207L9 206ZM118 210V209H120L119 211H116V210ZM161 209V210H160ZM163 209V210H162ZM173 209V208H172ZM4 210V209H3ZM100 210H101V212H105V213H101L100 212ZM109 210V211H108ZM114 210L116 211V213L114 212ZM153 210V211H154ZM165 210V211H164ZM238 210H240V211H238ZM7 211V210H6ZM155 211V212H156ZM166 211H169V212H166ZM125 212H127V213H130L131 214V212L127 209V210H125ZM7 213H8V211H7ZM122 213V214H121ZM163 213H166V214H163ZM200 213V212H199ZM203 212H201L200 214H202ZM210 213V214H209ZM9 215H12L13 217L11 218V219H13V221H14V217H16V215L15 214H10V213H8ZM103 214H105L106 215V217L103 215ZM113 214H114V216H113ZM117 214H118V216H117ZM206 214V215H205ZM169 215V214H168ZM108 216V217H107ZM119 216H120V218H121V220L119 219ZM124 216V217H123ZM128 216V217H127ZM7 218H8V216H6ZM11 217V216H10ZM111 217H115L114 219L112 218V220H110L111 219ZM122 217H123V220H122ZM133 217V218H132ZM164 217V216H163ZM201 217V216H200ZM5 217H2V219L1 220H3ZM18 218V217H17ZM110 218V219H109ZM118 219V221H117V219ZM136 218V219H135ZM166 218H167V220H166ZM109 219V220H108ZM130 219H132V220H130ZM139 220L138 222V224H139V226H138V224H137V227H135L136 226V223H137V221L136 220ZM162 219V220H161ZM4 220H6V219H4ZM111 221V222H113V224L112 223H109L108 221ZM134 220L136 221L135 223H134ZM146 222H144V221ZM149 220V221H148ZM166 220V221H165ZM6 221H9V219H7ZM15 221H16V219H15ZM117 221V222H116ZM132 221V222H131ZM147 221H148V223L150 224H148L147 223ZM162 221V222H161ZM129 222V223H128ZM141 222H142V224L144 223V225H142L141 224ZM202 222V223H201ZM133 223L135 224V226L133 225ZM163 223V224H164ZM129 224V225H128ZM107 225V226H106ZM112 225V226H111ZM142 225V226H141ZM149 225V226H148ZM152 225V226H151ZM201 225V226H200ZM145 228H144V227ZM151 226V227H150ZM154 227V228H153ZM156 227V228H155ZM238 227H242V228H245V229H241L240 228V230H241V232H240V234H238V237H236V239L235 240H233L232 239V236L230 235L231 233H234L237 229H238ZM107 228V229H106ZM133 229V228H137L138 230H136L135 231V234L133 233V231H130V229ZM144 230H143V229ZM150 228V229H149ZM152 228V229H151ZM202 230H201V229ZM237 228V229H236ZM103 229H105V231L103 230ZM141 229V230H140ZM155 231H154V230ZM159 229V228H158ZM205 231H204V230ZM129 230V231H128ZM134 230V229H133ZM143 230V231H142ZM244 230V231H243ZM146 231V232H145ZM238 231V230H237ZM20 232V231H19ZM18 232V234H20V233H22V232H20L19 233ZM140 232H142V234H140ZM150 232V233H149ZM202 232V233H201ZM231 232V233H230ZM239 232V231H238ZM124 233V234H125ZM140 234L139 236H138V234ZM143 233H145V234H143ZM123 234V235H124ZM128 234V233H127ZM199 234V235H200ZM126 235V234H125ZM144 235V236H143ZM146 235H147V237H146ZM207 235V236H206ZM17 236V235H16ZM204 236H205V238H204ZM139 237V238H138ZM157 237H159L158 235H157ZM230 237V238H229ZM17 238V237H16ZM134 238H133V240H134ZM254 238V239H253ZM204 239V240H203ZM151 240V239H150ZM226 240H228V241H226ZM233 240V243L230 245L231 247V249H230V252L229 253H223V249H226L225 248V243H228L229 241H232ZM254 240V241H253ZM196 241H197V239H196ZM208 241V242H209ZM225 242V243H224ZM138 243H140V242H138ZM23 244V243H22ZM22 244H20V246L22 245ZM31 244V243H30ZM213 244V246H211ZM200 245V246H201ZM210 247H209V246ZM218 245V246H217ZM250 245V246H249ZM23 246V247H22ZM21 246V248H25V246H26V244H25V246H24V244ZM32 248H31V247ZM29 247H28V244H27V248H26V251H28L27 249H29L30 250V248L31 249H33V246H32V244L30 245ZM246 246L248 247L249 246V249L247 248V250H249L247 253L246 252H244L243 253V250H244V247H245V249H246ZM256 247H257V245H256ZM255 247V248H256ZM35 248V247H34ZM37 249H39V248H37ZM229 249V247L227 248V250ZM24 250V249H23ZM226 250V251H227ZM252 250V249H251ZM254 250V249H253ZM32 251H34L35 252V256H36V254L37 255H39V257H40V259H38V260H40V261H42V259H43V257L44 256H48V255H46V254H48V253H46L45 255H44V252L43 251H45V250H43V249H41V251L40 250H37V252L35 251V249H33ZM201 251V252H200ZM246 251V250H245ZM25 252V251H24ZM34 252H33V254H34ZM200 252V253H199ZM204 252V253H203ZM253 252V251H252ZM28 253V252H27ZM26 253V254H27ZM32 253V252H31ZM246 253V254H245ZM200 254V255H199ZM222 254V255H221ZM27 255H30V254H27ZM202 255V256H201ZM219 255H220V257H219ZM222 256V257H221ZM254 258H255V256L254 255H252ZM251 256V257H252ZM32 257H34V256H32ZM38 257V256H37ZM188 257V258H189ZM245 257V258H244ZM34 258H36V257H34ZM46 258V259H45ZM44 258V260H43V263L45 264V263H48V258L47 257H45ZM195 258H198V260H196ZM242 258V259H241ZM253 258V261H252V263L253 264H264V257L263 256H260V257H256V260ZM216 259H218V261H216ZM220 259V260H219ZM247 259V260H246ZM199 260L201 261V262H199ZM241 260V261H240ZM250 262H249V261ZM255 260V261H254ZM245 261H247V262H245ZM189 263L190 262H192V261H188ZM242 262H244V263H242ZM188 263V264H189ZM204 263H202V264H204Z\"/></svg>",
  "mask_w": 264,
  "mask_h": 264
}]
</instances>
